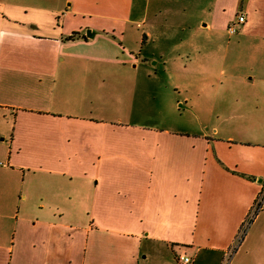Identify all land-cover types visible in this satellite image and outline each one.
I'll list each match as a JSON object with an SVG mask.
<instances>
[{
	"label": "crops",
	"instance_id": "crops-1",
	"mask_svg": "<svg viewBox=\"0 0 264 264\" xmlns=\"http://www.w3.org/2000/svg\"><path fill=\"white\" fill-rule=\"evenodd\" d=\"M121 1L0 0V264H264V0ZM174 15L199 23L188 101L217 126L140 119L136 70L163 64L142 46ZM226 34L235 93L196 61Z\"/></svg>",
	"mask_w": 264,
	"mask_h": 264
},
{
	"label": "rangeland",
	"instance_id": "rangeland-1",
	"mask_svg": "<svg viewBox=\"0 0 264 264\" xmlns=\"http://www.w3.org/2000/svg\"><path fill=\"white\" fill-rule=\"evenodd\" d=\"M14 1L18 5L20 3L33 4L32 1L37 2L39 0ZM51 1L52 5L54 6L60 5L64 0ZM123 1H121V3H123ZM130 1L133 3L131 18L140 17L141 7H143V4L146 2V0H125V2ZM162 18V16L159 18L160 23L156 32L157 36L150 41L147 47H145V45L142 47L143 55L146 56V58H152L148 60H152L151 64L153 66L155 61H159L163 64L159 65L157 74L151 71L149 66H145L144 72L140 67L138 70H136L138 72L136 92L137 105H139L140 97H142V100H144L146 104V109H144V104L142 105L144 112L140 119L147 126H165L174 127L175 129L180 128L198 130L203 127L210 128L211 126H217L220 119L215 117H199L197 113L192 111L188 101L193 94L189 93L185 82L188 78H191V73L195 71L194 69H188V37L190 36L191 31L195 29L196 26H199V23H195L188 17H186V20L184 21H179V17L176 15L169 18L166 17L163 19V21ZM204 24L205 22H201V26ZM88 33L89 31L87 29V37ZM167 33H169L171 37L165 36ZM228 36L229 35L226 34L225 36L218 37L217 39L215 36H213L212 43H207L202 40L200 45L206 46L210 50L208 54H203L196 58V61L200 62V64H204L205 62L209 61L214 67L211 69L212 77L219 78L220 76L223 79L228 77L225 90L226 92L229 91V93H235L234 89H230L228 87V84L232 80L231 74L227 73V76L226 71L222 69V65L229 61L226 59V55L223 53L225 48H228V46L231 45L228 40ZM190 58V61L195 62V58L193 56ZM230 59L232 62V57H230ZM139 63L142 64L141 62ZM184 64H186V68L183 67ZM179 67L181 68L179 69ZM202 71L203 70H201L200 73ZM195 72H197V69ZM141 81L143 85L140 84ZM178 85L184 86L179 89Z\"/></svg>",
	"mask_w": 264,
	"mask_h": 264
},
{
	"label": "built area",
	"instance_id": "built-area-1",
	"mask_svg": "<svg viewBox=\"0 0 264 264\" xmlns=\"http://www.w3.org/2000/svg\"><path fill=\"white\" fill-rule=\"evenodd\" d=\"M243 21H244V18L242 16L238 17V23H242ZM227 31L230 34H234L236 29L233 25H231V26H228ZM263 198H264V191L261 192V194L259 195V198L257 199L256 203L254 204L250 217H252L254 215V213H256L259 210L260 204L262 203ZM191 261H192V259L190 256H188L186 254H178L176 264H191Z\"/></svg>",
	"mask_w": 264,
	"mask_h": 264
},
{
	"label": "trees",
	"instance_id": "trees-1",
	"mask_svg": "<svg viewBox=\"0 0 264 264\" xmlns=\"http://www.w3.org/2000/svg\"><path fill=\"white\" fill-rule=\"evenodd\" d=\"M76 36V33L72 34L71 35V39L74 38Z\"/></svg>",
	"mask_w": 264,
	"mask_h": 264
},
{
	"label": "water",
	"instance_id": "water-1",
	"mask_svg": "<svg viewBox=\"0 0 264 264\" xmlns=\"http://www.w3.org/2000/svg\"><path fill=\"white\" fill-rule=\"evenodd\" d=\"M90 36V33H88V37Z\"/></svg>",
	"mask_w": 264,
	"mask_h": 264
}]
</instances>
